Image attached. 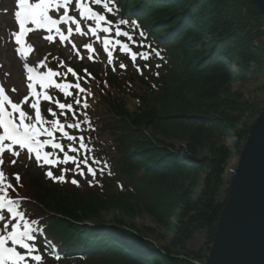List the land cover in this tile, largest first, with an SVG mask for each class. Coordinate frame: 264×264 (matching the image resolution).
Listing matches in <instances>:
<instances>
[{"label": "trees", "instance_id": "16d2710c", "mask_svg": "<svg viewBox=\"0 0 264 264\" xmlns=\"http://www.w3.org/2000/svg\"><path fill=\"white\" fill-rule=\"evenodd\" d=\"M106 2L112 9L109 19L136 40L148 59L126 72L116 62L106 68L80 62L76 73L87 90L82 95L88 108L66 97L77 115L48 107L46 121L54 119L51 108L61 123H79L65 131L84 137L87 149L72 153L70 145L78 147L79 140L62 139L65 153L77 157L84 174L68 162L53 171L66 182L36 175L8 192L20 202L24 222L38 224L42 247L52 246L59 255L48 264H194L140 232H126L122 220L100 219L104 212L130 216L145 209L164 225L177 203L185 202L184 218L189 214L188 221L206 226L214 240L227 203L218 196L232 152L211 141L223 139L250 106L226 93L229 82L264 73L262 14L253 0ZM70 79L76 82L71 73ZM228 108L239 112L234 117ZM175 141L188 145L180 151ZM207 145L213 156L197 157L198 147ZM205 171L208 196L190 202ZM90 220L95 222L86 225Z\"/></svg>", "mask_w": 264, "mask_h": 264}, {"label": "rangeland", "instance_id": "374dc122", "mask_svg": "<svg viewBox=\"0 0 264 264\" xmlns=\"http://www.w3.org/2000/svg\"><path fill=\"white\" fill-rule=\"evenodd\" d=\"M90 1L91 0H71L69 5L72 7L73 11H75L72 15L77 17V21H79V31H77L75 24L58 26L66 36L68 35L67 28H73V32L68 39L61 40L60 34L55 31V27L49 32L47 28H45L49 26L46 25L40 27L35 24L28 39L22 44L23 48L21 50L19 44L16 42L17 25L15 11L17 9L18 0H0V85L7 89L8 96L13 102L21 104L23 110L28 115V119L25 123L35 122V110L30 107L32 103L38 104L42 117L45 120L42 108L48 102L43 99V95L37 97L32 94V90L29 88L30 80L26 77L23 69L25 63L33 66L39 74H41V79L35 87L36 91L41 94L46 92L50 95L53 98V106L57 107L55 101L59 100L62 103H66V96L63 99L60 96L63 92L56 89L54 84L47 87L42 86V84L47 83L46 81H43L42 77L47 74L49 69L59 73L58 67L62 62L58 63L57 60L73 63L83 61L85 65H94L97 63V65H102L101 68H106V63H109V60L111 59L110 56L113 55L119 57L117 63L120 71L126 72L132 65L140 64V59L144 58L143 56L145 55L142 54L138 56L139 59H133V55L126 54L130 56L125 59L126 56L123 51L131 53L132 50L129 51V49L126 48L127 46H119L116 39L118 36L116 35L114 23H106L111 31H97L95 23L102 22H98L95 17L90 19L86 18L90 16V13L87 11V9H91ZM35 2H38V0H31V3ZM61 3H65V0L61 1ZM61 7L62 8L58 12L64 14L66 9L63 6ZM244 9L246 12L248 11V8ZM93 13L103 16L100 12ZM93 28L96 29L95 33L91 31ZM262 30H264V27H262ZM80 32L83 34H80ZM49 36H51L52 39H49ZM106 39L109 40L110 43L105 44ZM259 41L264 44V34L261 35ZM86 45H91L94 51L88 50L85 47ZM117 50H119V55L116 54ZM20 54L23 56L22 58L19 57ZM41 64H43L44 67H40ZM121 65H126V67H121ZM135 69H137V67ZM61 80V76L52 77V81L55 83H62ZM31 84L34 85L33 82H31ZM13 89H15V91H12ZM226 93L237 98V101H241L240 103L248 102L250 106L235 124H233V127L227 132L223 139L221 138L219 141H217V139L211 141V143L215 145L219 142L220 145L224 144L223 148H227L232 152V156L225 166L223 182L218 196V201L221 203L226 201V199L228 201L230 196V184L238 166L241 151L247 142L251 127L258 120L264 108V73L255 78L250 77L246 79L231 80L228 84ZM25 97L28 98V103L24 102ZM7 107L11 110L9 106ZM228 111L231 112L234 117L239 112L238 110L233 111L232 108H228ZM57 118L58 117H56V119ZM17 122H19L18 119ZM247 129L249 130L248 133ZM245 134H247V136ZM244 135L246 138L243 137ZM41 139L46 140L48 138L43 136ZM174 144L177 150L183 151V148L188 145V142L175 141ZM4 146L5 150L0 153V161H2V163H0V172L4 174L5 179L0 182V196H4L6 201L12 196L11 194L5 195L3 192V189H6L9 183L12 185L13 182L17 181L19 184L22 183V185H24L30 181V178H33L36 175L48 178L46 173L49 171V168L44 165L48 164L46 161L38 162L36 160L35 152L29 153L28 151L25 152L21 149L11 147L9 150L8 146L10 145L8 144V141L4 142ZM43 151L52 153V148L49 147L43 149L42 154ZM13 153L16 154L14 155ZM196 155L199 158L213 156L212 151L210 150V145L203 148L198 147ZM51 158L53 159L55 157L52 155ZM13 161L15 162L13 163ZM63 165L62 168L66 167L67 163H63ZM206 173L207 171L202 173L199 184L194 187L190 202H194L200 198L205 199L208 196V193H205L204 191L207 180ZM17 174L19 175V180L16 178ZM184 203L185 202L177 203V207H175L173 213H171L164 225L159 224L156 217L148 213L145 209H142L135 214H129L130 216L125 215L120 211L104 212L103 219L100 220L112 223H117L118 220H122L126 227L122 228L126 230V232H130L133 235H138L136 231L140 232L145 240H152L160 247H167L173 254H184L189 256L194 264H205L214 240H211L210 231L206 226L188 221L190 218L189 214L184 218V215H182V211L185 207ZM183 213L188 212L184 211ZM0 214H6V209L3 212H0ZM92 222L95 221L90 220L86 225H91ZM4 223L9 224L10 227L8 229L3 228ZM12 224H20L23 226V223H21L19 219L13 220L11 214H6L5 220L0 221V235H7L8 232L11 231ZM30 225L31 234L35 237L34 226L32 224ZM21 230L27 231V229H24L23 227ZM25 240L27 242V237ZM34 241L35 239L30 243L33 245ZM8 244L10 247H14L18 251H21V254L26 253V250H21L19 245H14L11 241H9ZM32 255H40L42 257L41 261H33L31 257L28 256L22 264H48L46 262L48 254L45 251L35 250Z\"/></svg>", "mask_w": 264, "mask_h": 264}, {"label": "snow or ice", "instance_id": "6c2138e0", "mask_svg": "<svg viewBox=\"0 0 264 264\" xmlns=\"http://www.w3.org/2000/svg\"><path fill=\"white\" fill-rule=\"evenodd\" d=\"M70 2L71 0H65L63 7L68 8ZM95 3L99 4L101 3V0H95ZM18 6L22 11L16 12V17L20 22V33L16 35L17 44L21 42L20 36L23 35L26 20L40 27L46 25L49 26L47 29L49 32L52 31L53 27H55V31L60 34L61 40L68 39L73 32V28H67L68 35L66 36L58 27L60 24H75L77 27V31H79V21L75 20L73 17L67 16L66 18L61 17L60 19H55L52 15L49 14L50 12H58L61 9L59 0H38V2L35 3H31L30 0H18ZM87 11L90 13V16L86 18L90 19L92 17H95L98 22H103L105 20L104 16L93 13L90 8L87 9ZM109 11H112V9L109 8ZM121 23H128V21H125L123 20V18H121ZM103 30L110 31V29ZM91 31L95 33L96 29L93 28ZM117 33L121 36L129 35L127 32H120L119 29H117ZM80 34L83 33L80 32ZM141 35L143 34L141 33ZM48 38L52 39L51 36H49ZM129 38L131 39V37ZM108 43H110V41L106 39L105 44ZM85 47L90 51H94L91 45H86ZM133 59H135V53L133 54ZM144 59L147 60L148 57L145 56ZM40 67H44V65L41 64ZM121 67H126V65H121ZM157 67H159V65H157ZM33 71H35V69L33 67H29V72ZM138 71L143 74L142 69L138 68ZM85 72H87L86 69ZM67 73H71L76 78V82L74 84L71 82L55 83L54 81H52V77L66 75ZM156 74L158 75V73ZM38 75L41 74L38 73ZM28 79L32 80L33 77L30 75ZM42 79L43 81L47 82L46 84H42V86L47 87L54 84V87L63 92L66 97H73L75 105L82 106L85 109L88 108L87 98L82 95L87 90L82 86L81 78L74 69L68 68L67 72L63 74L49 69L47 74L43 76ZM29 88L32 90V94L34 96L39 97L43 95L44 100L52 101L53 98L46 92L43 94L37 92L34 85L30 84ZM72 89L76 90V96H73V92L71 91ZM12 91H15V89H13ZM24 102L28 103L27 97L24 98ZM55 104L57 105L60 114L65 116L71 114L73 117L77 115L73 104L61 103L59 100H56ZM6 105L9 106L11 110H8V107H6ZM30 107L35 110V122L25 123V121L28 119V115L23 110L21 104L13 102L11 98L6 94L4 87L0 85V128H3V134L0 135V153L5 150L4 142L11 141L13 145H19L21 148L27 149L29 153H32L34 151L35 158L38 162L46 161L49 165H51L53 163V159L51 158L52 153L43 151L42 154V150L50 147L52 149H58L62 153L65 151L64 145L62 143L56 142L55 137L57 132L61 133L70 142L79 140L78 147L70 145L72 153H76L82 148L87 149V144L84 142V137L69 135V133L65 131V129L67 128H79L80 125L78 122L72 124L61 123L59 119H56L57 112L53 111L51 108H49L48 111L54 117V119L49 122L43 119L37 103H32ZM17 119L19 122H17ZM43 136H46L48 139H41V137ZM8 147L10 150V146ZM13 154L15 155L16 153ZM14 162L15 161H13V163ZM59 162H63L65 164L71 162L72 164L76 165V170L80 175L84 174V170L80 168V165L77 163V157L75 155H67L65 153L62 161H57V163ZM0 163H2V161H0ZM83 163H89L87 158L83 160ZM97 163H99V161H97ZM88 171L91 172L92 175H96V171L91 167L88 168ZM46 175L51 179L66 182L64 175L54 176L52 171H48ZM16 178L17 180H19L18 174L16 175ZM4 179V174L0 172V182H2ZM71 183L79 186V181L76 179H72ZM12 187L13 186L9 183L7 185V188L3 189L5 195H7V189H11ZM15 204V200L7 199L5 201L4 196H0V212H3L6 209V214H11L13 220H23V214L18 211L16 207H14ZM6 214H0V221L5 220ZM9 227V224H3V228L8 229ZM22 227L24 229H27V231L21 230ZM26 237L27 242L25 240ZM33 239H35V237L31 234V225L29 223H24L23 226H21L20 224H12L11 231H9L7 235H0V264H7L8 260H11L12 264H22V262H24L26 260V257L28 256H30L33 261L40 262L42 259L40 255H32V253L36 250L35 247L30 243ZM9 241H11V243L14 245H19L21 250H26V253L21 254V251H18L16 248L8 247L7 245Z\"/></svg>", "mask_w": 264, "mask_h": 264}, {"label": "water", "instance_id": "95a60500", "mask_svg": "<svg viewBox=\"0 0 264 264\" xmlns=\"http://www.w3.org/2000/svg\"><path fill=\"white\" fill-rule=\"evenodd\" d=\"M264 18V0H253ZM205 264H264V108L250 129Z\"/></svg>", "mask_w": 264, "mask_h": 264}]
</instances>
